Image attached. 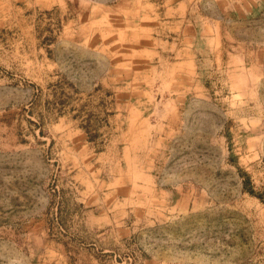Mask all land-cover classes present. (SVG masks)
I'll list each match as a JSON object with an SVG mask.
<instances>
[{
	"label": "rangeland",
	"instance_id": "obj_1",
	"mask_svg": "<svg viewBox=\"0 0 264 264\" xmlns=\"http://www.w3.org/2000/svg\"><path fill=\"white\" fill-rule=\"evenodd\" d=\"M79 5L0 0V264H264V0Z\"/></svg>",
	"mask_w": 264,
	"mask_h": 264
},
{
	"label": "crops",
	"instance_id": "obj_2",
	"mask_svg": "<svg viewBox=\"0 0 264 264\" xmlns=\"http://www.w3.org/2000/svg\"><path fill=\"white\" fill-rule=\"evenodd\" d=\"M13 1H20V2L22 1L26 3H29V2L39 3L40 6L41 5L46 6V8L48 9H52L53 7V11H56L58 6H63L64 8H67L70 3L75 2L77 4H80L78 7H81L79 11H81L83 17H87L89 20L91 18H94V19L98 18L97 23L92 22L90 24L88 21L86 24L88 25L95 24L97 26H103L105 25L108 18L116 14L115 11L117 9L115 8V3L128 2L130 0H13ZM110 3H112V5H110ZM181 10L182 9L180 8V6H178L176 9L172 10V12H174L173 14L175 18L181 19V21H177V22L178 23L180 22L182 25H184L185 11H181ZM177 11H181V14L176 16ZM180 64L184 65L185 63L181 62ZM144 178L150 180L149 176H145ZM134 186H135L134 189L136 190V192L139 191V189H145V187L138 186L137 184ZM150 190H151V193L157 195L158 197L162 196L163 191L157 189L155 186L154 188H151ZM175 192L177 195H176L174 203L169 204L164 198L162 200L155 199V201L153 202V205H155L156 207L153 208V210L155 212L156 211L160 212V210H171V213L181 214L184 209V203H183L184 195L180 193L179 189H176ZM138 193L140 192L135 193L136 195L135 198L137 200L138 198L142 197V193L140 194ZM165 193H166L165 194L166 198H168V192H165ZM91 220H93V222H91L90 228L91 230L94 231V233H97V234L94 235V238L91 239V242H88L85 244V246L87 247V250H85V257L87 258V263L88 264H108L106 263V259H111V257H113L114 259L115 253L113 250L105 248L104 244L102 243V240H104L105 237L111 238V235L114 233L113 229L115 228V226L112 225L114 223V220L112 221L109 217H102V218L92 217ZM102 222H104L105 224L104 226L101 225ZM113 226L114 228L110 229V227H113ZM127 231L130 232L129 228L127 229ZM112 240L116 241L119 244V241L121 239H119L118 236L115 238V236L113 235ZM111 254H113V256ZM57 256L61 257L59 255ZM54 260L55 259L53 258L50 262L45 263V264H52V261L55 263Z\"/></svg>",
	"mask_w": 264,
	"mask_h": 264
},
{
	"label": "trees",
	"instance_id": "obj_3",
	"mask_svg": "<svg viewBox=\"0 0 264 264\" xmlns=\"http://www.w3.org/2000/svg\"><path fill=\"white\" fill-rule=\"evenodd\" d=\"M243 186L249 195H251V196H253L259 200L263 199V197L261 195L254 193V191L248 187V180L247 179L244 180Z\"/></svg>",
	"mask_w": 264,
	"mask_h": 264
}]
</instances>
